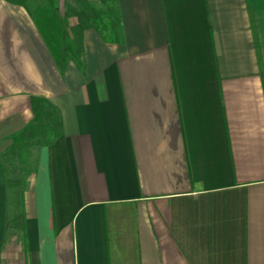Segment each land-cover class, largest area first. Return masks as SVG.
Here are the masks:
<instances>
[{
  "label": "crops",
  "instance_id": "crops-1",
  "mask_svg": "<svg viewBox=\"0 0 264 264\" xmlns=\"http://www.w3.org/2000/svg\"><path fill=\"white\" fill-rule=\"evenodd\" d=\"M117 3L61 69L0 0V264H264V0ZM35 97L62 134L9 168Z\"/></svg>",
  "mask_w": 264,
  "mask_h": 264
},
{
  "label": "trees",
  "instance_id": "trees-1",
  "mask_svg": "<svg viewBox=\"0 0 264 264\" xmlns=\"http://www.w3.org/2000/svg\"><path fill=\"white\" fill-rule=\"evenodd\" d=\"M6 1L27 10L61 69L66 68L70 61L83 67L86 29H95L106 42L114 43L120 39L121 19L117 0H98L102 4L100 8L88 0H67L63 13L58 0ZM32 107L33 122L13 137L12 144L3 153L4 162L9 168L15 159L23 165L32 149L49 146L62 134L61 122L49 100L35 97Z\"/></svg>",
  "mask_w": 264,
  "mask_h": 264
},
{
  "label": "rangeland",
  "instance_id": "rangeland-1",
  "mask_svg": "<svg viewBox=\"0 0 264 264\" xmlns=\"http://www.w3.org/2000/svg\"><path fill=\"white\" fill-rule=\"evenodd\" d=\"M65 9H66V6H65L64 10H65ZM60 10H61V8H60ZM64 10H61V12L63 13ZM18 162H19V161L16 160V162H15V165H16V166H18V164H19Z\"/></svg>",
  "mask_w": 264,
  "mask_h": 264
}]
</instances>
